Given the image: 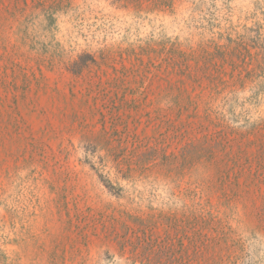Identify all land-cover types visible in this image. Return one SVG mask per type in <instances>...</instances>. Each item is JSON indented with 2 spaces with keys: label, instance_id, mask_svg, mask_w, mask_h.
I'll use <instances>...</instances> for the list:
<instances>
[{
  "label": "rangeland",
  "instance_id": "obj_1",
  "mask_svg": "<svg viewBox=\"0 0 264 264\" xmlns=\"http://www.w3.org/2000/svg\"><path fill=\"white\" fill-rule=\"evenodd\" d=\"M0 264H264V0H0Z\"/></svg>",
  "mask_w": 264,
  "mask_h": 264
}]
</instances>
